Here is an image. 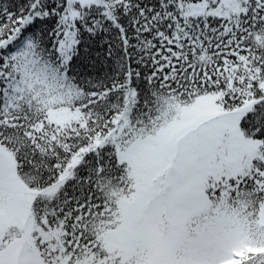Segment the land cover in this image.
<instances>
[{"label":"snow or ice","instance_id":"obj_1","mask_svg":"<svg viewBox=\"0 0 264 264\" xmlns=\"http://www.w3.org/2000/svg\"><path fill=\"white\" fill-rule=\"evenodd\" d=\"M0 264H264V0H0Z\"/></svg>","mask_w":264,"mask_h":264}]
</instances>
